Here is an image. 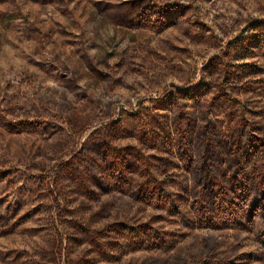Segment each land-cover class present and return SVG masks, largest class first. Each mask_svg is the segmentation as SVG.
Returning <instances> with one entry per match:
<instances>
[{
  "label": "rangeland",
  "instance_id": "374dc122",
  "mask_svg": "<svg viewBox=\"0 0 264 264\" xmlns=\"http://www.w3.org/2000/svg\"><path fill=\"white\" fill-rule=\"evenodd\" d=\"M131 156L173 185L171 209L130 195ZM252 188L264 0H0V264H264Z\"/></svg>",
  "mask_w": 264,
  "mask_h": 264
},
{
  "label": "trees",
  "instance_id": "16d2710c",
  "mask_svg": "<svg viewBox=\"0 0 264 264\" xmlns=\"http://www.w3.org/2000/svg\"><path fill=\"white\" fill-rule=\"evenodd\" d=\"M178 139L179 137H177V134L174 132L169 133L166 136L168 145H171L172 148L173 145L175 146V148H173V154L171 155L178 159L181 163L182 169L192 176L194 182L198 184H207L208 180L206 174L203 173V168L201 165L197 164L195 156H192V147L190 146V143L185 139ZM165 151L167 152L169 150ZM108 157V153H105L102 156L105 162H110V176L112 179L116 180V185H120L123 188L126 184L117 183L121 181V176H117L119 169L115 168V166L118 164H113L115 160L112 159L111 151L110 160ZM130 161L133 165L132 168L134 166L141 167L143 164L142 167L145 168V172L142 173L143 177H145V183H142V185L139 186V189H134L133 186H129V189L131 190L129 191L130 195L136 200L153 205L157 209H171L174 203V198L177 196V193L174 190H171L173 185L165 184L166 186H163V184H160L161 182L156 181L151 170L145 165L144 159L141 160L135 156H131ZM171 161H173L172 157H170L167 162ZM172 163L176 164L174 161ZM246 213L251 217V220L253 219V223L260 219H264V190L252 188V190L248 192Z\"/></svg>",
  "mask_w": 264,
  "mask_h": 264
}]
</instances>
